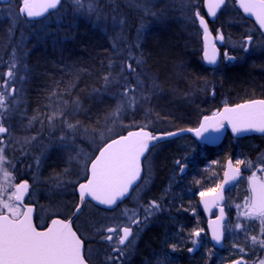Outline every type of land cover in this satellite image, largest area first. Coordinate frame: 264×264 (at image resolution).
Returning a JSON list of instances; mask_svg holds the SVG:
<instances>
[{
    "label": "rangeland",
    "instance_id": "rangeland-1",
    "mask_svg": "<svg viewBox=\"0 0 264 264\" xmlns=\"http://www.w3.org/2000/svg\"><path fill=\"white\" fill-rule=\"evenodd\" d=\"M109 1L82 0L80 4H77L76 0H67L71 4H77V7L81 8L88 19L92 16H96V19L100 18ZM111 2L112 16L110 19L103 17L106 19L104 25L108 27L100 30V33H110L111 38L115 36L117 39L113 50H118V53H111L109 61H118L119 63L129 60L130 63L127 65L131 64L134 69L132 71L134 85L131 86L129 93L124 95V92H118L119 99H121L120 109H127L130 113L127 121L122 122V118L118 114L114 115L116 112L114 111L110 112L98 128L83 127L79 124H73L74 127L69 128L68 125L71 123L67 119L63 121L64 126L46 125V128L43 125L36 126L35 122L32 124L25 114L27 107L25 103L26 100L28 101V91L31 88L27 84L25 75L26 67L23 58L25 51H21V53L23 52L22 57L20 51L16 50L15 56L18 63L12 69H10L12 62L9 61V57L0 55V68L3 67L5 72L12 70L14 78L13 82L8 83V78L3 81L1 80L2 75H0V95H4L7 104L11 100L6 107H0V123L7 128L5 135L0 134V141H2L0 148L4 149L3 155L6 157V161L0 165V200L15 204L13 196L15 183L23 177L30 179L32 193L29 202L38 205L36 216L39 226L46 225L53 216L61 215V213L66 214L67 211H61V207L64 209L62 204H68L65 210H69L73 206L74 185L86 177L85 171H87L94 150L113 136L131 127L143 126L156 131L174 127V123L180 122L182 119L176 117L172 118L173 120H167L168 118L161 114L159 110H165L164 98L166 107H168L165 110L167 115H176L181 108H192L193 112H200L201 106L211 100L213 86L216 88L213 98H217L221 103H226L229 98L219 89L222 85L220 82L222 73L231 66L241 65L251 57L263 54L264 51V37L253 24L237 14L238 10L230 0L217 22V26L221 27L225 34L223 49L226 50L227 56L224 54L220 65L208 71L212 80H207L201 88H198L196 84L192 87L188 86L192 89L191 93L181 91L183 83H180V87L176 85V89H168L163 95L164 97L161 96L162 98L155 100L157 95L163 93V82L146 67L142 71L138 69V64L146 56H143V46L147 43V37L154 38L161 28L172 24L176 30L168 32L171 33L169 36L176 35L179 38L182 50L188 53V59H190L187 61L188 64L195 66L197 62L194 63L193 60L201 59L199 54L201 42L194 14L195 11L202 9V0H114ZM21 4L22 0H11L5 5L0 4V33H14L16 29L24 32L25 28L32 25L28 18L19 12ZM63 8H67V6ZM127 10L132 11L134 16L132 13L127 15ZM131 17L139 27L127 30L125 28ZM121 24H124L125 27L123 28ZM164 35L167 36V33ZM40 36H42L41 41L45 40L46 32L42 31ZM249 36L252 37L251 41L247 39ZM3 42V37L0 34V48L4 47ZM128 48H131L132 52L123 55V50ZM228 57H232V59H228ZM232 60L235 62L231 63ZM144 64L146 65V63ZM197 67L199 66L197 65ZM110 71L113 81L118 82V73L115 67L111 66ZM184 71L186 72V70ZM119 73H121V69ZM0 74H4V72H0ZM161 74L164 77L162 71ZM181 74L175 70L174 76L181 79ZM183 80L186 82L184 77ZM130 98H134L135 102L130 103ZM52 107V105L46 106L49 109V113L45 114L46 118L49 119L53 113H56L54 119L63 118L64 114L59 116L57 109L55 112H50ZM40 115L44 120L45 115ZM85 122L87 123L86 120ZM174 142L169 145L176 152L173 154L175 158L170 164L173 166L171 172L162 191L151 197L152 199L148 203L151 204L152 201H155L159 207L151 209L149 213L156 215L158 214L157 210H162L171 216L169 225L172 227L174 237H180L182 231L185 234L181 239L180 248H186V257L190 261H196L197 255H199V259L202 258L205 264L212 260L215 264H231L239 259L243 264H262L264 251L252 254V258L247 256L252 249L264 248L261 221L256 217H247L243 213L247 210L245 203L250 197L251 174L256 172L264 177V136L243 137L236 139L231 144L235 149V153H231V155L234 157L235 163L237 161L244 162L236 163L242 167L244 172L239 182L226 193L225 208L228 219L225 223V246L223 248H216L211 243L206 228V218L200 211L198 198L201 193L217 189L223 175L224 160L221 154L224 148H208L189 135L180 137ZM151 160L152 156L146 160L148 174L150 173ZM58 163L65 164L64 170H71V172L76 170L75 174L48 170L49 166L56 167ZM3 170L10 173L9 179L4 178ZM64 176H68V184L63 183ZM156 178V175L151 178L148 176L146 182H153L152 180H156ZM146 182L135 192L133 197L115 210H101L89 204L84 214L76 221L80 232L87 239L97 238L106 243V237L109 235L106 229L131 227L130 218L137 219L138 217L137 211L132 207L137 206L138 202H142L139 197L149 190ZM51 184L55 185L54 189L48 187ZM69 184L74 185L69 186ZM10 196H13L11 201H9ZM47 202L49 204H44ZM85 222L89 223V230L84 227ZM193 232H199L200 235L193 236ZM253 237L256 238L255 241L252 239ZM194 240L196 243H193ZM163 246H166V243ZM172 246H175V249ZM172 246L160 250L163 263H171L178 254L184 256L185 251H179L178 245L173 244ZM98 248L92 250L93 254H88V259L94 264H98L102 258L100 254L104 252L103 248Z\"/></svg>",
    "mask_w": 264,
    "mask_h": 264
},
{
    "label": "trees",
    "instance_id": "trees-1",
    "mask_svg": "<svg viewBox=\"0 0 264 264\" xmlns=\"http://www.w3.org/2000/svg\"><path fill=\"white\" fill-rule=\"evenodd\" d=\"M103 1L108 2V0ZM111 1L114 0H110L108 6H105L100 18L96 19V16H92L88 19L81 8L77 7V4H80L82 0H79L77 4H71L64 0L58 8L45 16L29 20L32 25L25 28L24 32L16 29L14 33H0L4 41V47L0 48L2 51L0 55L3 54L12 60L15 57L16 50L14 49L17 46L22 45L23 48H26V74L32 92H29L30 96L25 103L27 104L25 114L32 124L35 122L36 126L43 125L46 128V125L64 126L63 121L67 119L72 125L79 124L83 127L98 128L110 112L116 111L118 107V116L122 118V121L128 120V114H130L128 110L120 109V105L116 107V104L117 100L119 101L118 92H121L122 88L119 81L130 71L125 69L130 62H128L129 60L119 63L111 61L109 65L110 54L118 53V50H113L115 44L111 43L110 33H100V30L108 27L104 25L106 19L103 17L110 19L112 16ZM64 6L67 8H63ZM129 13L133 14L132 11L127 10L126 14L129 15ZM121 26L125 27L124 24ZM136 27L139 26L131 17L125 29ZM171 30H176V28L171 25L161 28L154 38L148 36L147 43L143 46L147 58L146 68L163 82V93L157 95L155 100L164 97L163 95L168 89H176V85L180 87V83H183L182 89L179 88L181 91L191 93L192 89L188 86L192 87L196 84L198 88H201L207 80H212L207 69L201 65L198 59L193 60L194 63L197 62L195 66L188 64L187 61L190 60L188 53L182 50L181 41L176 35L169 36L171 33L168 32ZM42 31L46 32V38L41 41ZM165 33L167 36L164 35ZM123 52V55L129 54L132 49H124ZM111 66H114L118 73V82L113 81ZM175 67L177 68L175 69ZM120 69L121 73H119ZM175 70L182 73L181 79L174 76ZM9 71L5 72L0 68V72H4V74H0L2 75L1 80L5 81L8 78V83L13 82V72L11 70L12 75L9 76ZM161 71L164 73V77ZM182 76L186 82L191 84L184 82ZM105 77H108L107 81ZM220 82L222 85L219 89L221 93L224 92L228 96L229 103L264 97V52L259 56L251 57L241 65L227 68L222 73ZM53 95L55 98H52ZM164 99L163 106L167 110L168 107H166ZM10 102L11 100L8 101V104ZM5 104L8 105L7 102ZM48 105L53 106L50 112H55L57 109L59 116L64 114L63 118L57 117L51 121L46 118V112L49 113V109L46 108ZM220 106L219 100L215 98L201 106L200 112L197 113L193 112L192 108H181L176 115H167L165 110H158L168 118L167 120L181 118L182 120L175 122L173 126L184 127L196 125L201 114ZM40 114L45 115L44 120ZM233 142L235 139L228 135L220 147L224 148L221 154L223 160L228 158L231 153H235V149L231 146ZM262 251L264 248L252 249L247 256L252 258V254Z\"/></svg>",
    "mask_w": 264,
    "mask_h": 264
},
{
    "label": "snow or ice",
    "instance_id": "snow-or-ice-1",
    "mask_svg": "<svg viewBox=\"0 0 264 264\" xmlns=\"http://www.w3.org/2000/svg\"><path fill=\"white\" fill-rule=\"evenodd\" d=\"M60 0H22V6L19 9L21 14H25L28 18H37L43 16L49 10L56 9ZM79 2V0H77ZM225 0H208V13L212 17L216 16ZM241 5L245 12L253 13L259 21L260 27L264 28V0H241ZM199 19L200 25L204 30V59L209 63L216 62V49L209 40V30L207 22L199 11L194 14ZM219 39H223L220 35ZM251 41L252 37L247 38ZM211 49V50H210ZM227 56V53H225ZM232 59V57H228ZM130 71L131 64L127 65ZM12 75L11 70L8 73ZM108 80V77H105ZM14 91V89H13ZM130 89H124V95L129 93ZM130 103H134V98H130ZM0 107H6L4 95H0ZM119 107L114 115L118 114ZM56 113L49 116V120H53ZM212 119L216 121L217 126H222V121L227 120L232 124L233 132L245 131L248 129H256L264 132V100L250 101L245 104L236 105L234 108L225 107L223 112L216 113L213 117H205V120ZM69 128L74 126L69 124ZM205 130L202 124L196 129V135L199 136ZM7 129L0 123V134L6 133ZM167 136L175 135V133H167ZM160 137L153 136L143 128L140 131L129 132L126 136L112 140L106 144L100 154L91 161L90 178L87 183L79 185L80 199L83 202L86 196L98 201L104 205H115L119 200L124 198L130 191V188L137 181L141 173V157L149 148L150 141H157ZM2 143V141H0ZM4 149L0 148V165L6 161L3 155ZM237 164L244 163L237 161ZM179 164V161H177ZM239 172V169H235ZM3 176L7 180L10 173L3 170ZM227 176V173H226ZM252 195L246 200L245 208L247 209L243 215L247 217L259 218L262 224V234H264V181H258L255 174L250 178ZM222 187V186H221ZM16 191L13 193L15 204L0 200V264H86L82 255V241L75 231H73L71 223L64 220L53 219L51 226L45 231H38L32 222L31 207L22 204L24 195L28 192L29 185L24 181L15 186ZM215 192L216 190H211ZM205 194L201 193L203 197ZM13 196L9 197V201ZM222 197L217 194L216 199ZM208 202L205 201V207ZM150 207L158 209L159 205L152 201ZM79 211V208H77ZM223 209H221V217L213 223L217 227L213 228V239L220 241L221 233L218 227L219 220L222 218ZM131 223L138 224L137 219L130 218ZM240 227V225H237ZM108 233L122 232L117 237V243L124 245L132 233L131 227L108 228ZM193 236L198 237L199 232H193ZM107 240L113 239L112 235L106 237ZM255 241V237L252 238ZM193 243H196L194 240ZM264 243V242H262ZM175 249V246H172ZM120 251L119 248L114 249ZM192 251V249H189ZM122 254V253H121ZM235 264H243L242 261H236ZM264 264V262H262Z\"/></svg>",
    "mask_w": 264,
    "mask_h": 264
},
{
    "label": "flooded vegetation",
    "instance_id": "flooded-vegetation-1",
    "mask_svg": "<svg viewBox=\"0 0 264 264\" xmlns=\"http://www.w3.org/2000/svg\"><path fill=\"white\" fill-rule=\"evenodd\" d=\"M232 1L234 3V0ZM217 22H218V17L216 18L215 22H210V27L213 33L215 35L222 34L225 36L221 27L217 26L218 24ZM250 22L254 24V22L252 21ZM255 27L257 26L255 25ZM225 52L226 50L222 48V54H225ZM233 61L234 60H232L231 62ZM173 143L175 142L167 141V142L158 143L157 146L151 148L149 151V156L151 155L154 158V164L151 166L149 174L147 168L145 167L144 176L137 188L141 187L146 182L148 176H150L151 178V176L154 177V175H156L157 178L156 180H152L153 182L150 183L146 182V185L149 186V190H146L143 196L139 197V199H142V202H138L137 206L132 207L138 213L137 220L139 221V223L138 224L131 223L132 233L124 245H119L117 243V237L119 235H122V232L119 233L116 232L114 233L115 234L114 236L112 235L113 233H109V235L113 236V239L111 241L107 240L106 243H103L97 238L87 239V237H85L80 232V227L75 222L74 227L78 232V234L80 235L81 239L83 240L85 247V256L87 259L89 253L93 254L92 250L100 247L98 249L103 248L104 252L100 254L102 258H100L98 264H194V263L205 264V261H203L202 258L199 259V255H197V259L195 258L196 261L195 260L190 261L187 259L186 248L184 247L180 248L181 239L185 234L182 231V235H180V237H174L172 233L173 231L172 227L169 225L170 217H171L169 214H166L162 210H157L158 214L156 215L149 213V211L152 209L150 207L151 204L150 205L148 204L150 199H152L151 197H154L155 195H157L159 192L162 191L166 183L167 177L169 175L170 170L168 164L170 163V158L172 156L175 157V155L173 154L176 153L174 150H172L173 147L171 148L169 146ZM158 146H160V148L156 149V147ZM63 166H65L64 163H58L56 167L49 166L48 170L52 172L62 171L64 173L75 174L76 170H73L72 172L71 170L70 171L64 170ZM67 178L68 176H64V179L62 181L63 182L67 181ZM77 185L74 188L75 195L74 198L72 199V202H74L73 206H71L69 210H65V208L68 205L66 203L62 204L64 209L60 206L61 210L67 211L66 214H63L66 215L65 217H67L73 211L74 207L77 205L79 201V197L76 191ZM48 187L50 189H54L55 185L51 184ZM44 204L47 205L49 203L47 202ZM34 205L37 212L38 205L37 204ZM84 212L85 210L80 216H82ZM79 217L76 219V221L79 219ZM48 223L49 221L47 222L46 225L40 226V228L46 227ZM84 227L86 228V230H89L90 228L89 223L85 222ZM164 243H166V246H163ZM173 244L178 245L179 251L181 252L185 251V254H183L184 256L178 254L177 257H174L171 263L170 262L163 263L160 250L164 248L166 249L167 247L171 248ZM117 248H119L120 251L114 250ZM209 264H215L214 260H212Z\"/></svg>",
    "mask_w": 264,
    "mask_h": 264
},
{
    "label": "water",
    "instance_id": "water-1",
    "mask_svg": "<svg viewBox=\"0 0 264 264\" xmlns=\"http://www.w3.org/2000/svg\"><path fill=\"white\" fill-rule=\"evenodd\" d=\"M8 1L9 0H0V2H2V3H7ZM237 4H238V7L243 11V13L247 17H249L251 19H254L255 22L260 27L259 21L256 19L255 14L245 12L244 9H243V7H242V5H241V0H237ZM222 6L219 9H217L216 15L220 11V9L222 8ZM204 8H205V14H206V16H203V17L205 18V20L207 22L208 30H209V33H210L209 40L211 41V44L215 46V49H216V62L213 64V63H209L207 60L204 59V49H205L204 30H203V27L199 23L200 28L202 30V41H203V45H204L203 51H202V57H203V61H204L205 65H207L209 67H213V66L218 65L219 60H220V50H219V47L216 44V42L218 44H222L223 43V40L219 39L218 38L219 36L218 37H214V35L211 33V31L209 29L208 18L213 20V19H215L216 16L215 17H212L211 15H209V13H208V0H204ZM198 22H199V19H198ZM260 29L264 33V28L260 27ZM255 100H264V98H253V99H250V100H245V101L237 102V103H234V104L224 105L221 109H215L211 113L203 115L202 118L200 119L199 124L196 127H186V128L175 129V130H172V131L156 132V133H153L152 131H150L147 128H143L145 131L151 133L153 136L160 137V139L157 140V141H150L149 142V148H148V150H146L145 154L141 157V173H140V176L138 177L137 181L134 182V185L130 188L129 193L124 198H122L121 200H119L117 202V204L119 202H121L122 200H124L130 194V192L133 189V187L140 181L141 176H142V171H143V169H142V161H143L144 157L146 156V154L148 153L149 149L152 146H154L156 143H158V142L165 141L167 139H170V138H173V137H176V136H182V135H186V134H191L195 139H197L201 143H205V144L211 145V146H218V145H220L223 142L224 138L226 137V135L228 133H230L231 135H233L235 137H238V138L245 137V136H251V135H264V132H260V131H258L256 129H248V130H245V131L233 132V130H232V124L229 123L227 120L222 121V126H217L216 121H214L212 119H209L207 121L205 120V117L211 118V117H213L214 114L223 112V110H224L225 107L234 108L236 105L245 104L247 102L255 101ZM202 124L205 125V130H203L201 132V134L199 136H197L195 130L196 129H199ZM140 129L141 128L131 129V130H129V131H127V132H125V133H123L121 135H118L117 137L109 140L106 144L111 143L112 140L119 139L121 136H126L129 132L140 131ZM167 133H175V135L167 136L166 135ZM100 150H99L97 156L100 154ZM95 158H94V160H95ZM90 168H91V164H90ZM90 168H89V177L88 178H90V175H91ZM235 169H239V172L238 173L235 172L234 171ZM240 172H241V169L239 167H237V166L234 165L233 160L232 159H228L226 161V165H225L224 176H223L222 182H221L218 190L216 192H213V193H210V194H205L203 197L201 196V198H200V202H201L202 209H203L204 213L207 216H210L211 215V212H212L213 209H216L217 208L219 210V215L217 217L210 218L208 220L209 233H210V236H211V240L214 242V245L215 246L221 247L224 244V240H223L224 239V232H223V229H224V221L227 218L226 217V214L224 212V208L221 206V204L225 202V195H224V193H225V191L230 186L236 184V182L240 178ZM226 173H227V176H226ZM255 176H256V178H257L258 181H264L260 176H258V175H255ZM87 179L84 182H82V183H87ZM22 182H24V181H21L18 184H20ZM27 183L29 185V182L28 181H27ZM18 184H16V185H18ZM251 187H252V185H251ZM15 190H16V188H15ZM77 191H78V194H79V186L77 188ZM28 193H29V188H28V192L24 195L22 204H24V201H25ZM217 194H219V196L222 197V198L221 199H216ZM79 197H80V194H79ZM87 200H90L93 203H95L96 205L101 206V207H105V208H112V207H115L117 205V204H115V205L109 206V205L100 204L98 201L92 199L90 196H86L85 197V200L83 202L81 201V199L79 200L78 206L75 208L74 213L71 215V217L69 219H62V218H59V217H55L53 219H59V220H64L66 222H70L71 223V226H72V223H73L74 219L84 209V206H85V203H86ZM205 201L208 202L207 207H205ZM25 206L31 207L33 209V212H32V222H33L34 226L36 227L35 219H34V217H35V209H34V206L33 205H25ZM77 208H79V211H77ZM221 209H223V215H222V218L219 220V224H218V227H219L220 233H221V239H220V241H216L215 239H213V228L214 227H217V225L214 224L213 222L214 221H217V218L218 217H221ZM52 220L50 221L49 226H51ZM46 229H38L37 228L38 231H45ZM72 229H73V226H72ZM73 231H75V230L73 229ZM82 255L84 257L83 242H82ZM84 259H85V257H84ZM85 261H86V264H89L86 259H85Z\"/></svg>",
    "mask_w": 264,
    "mask_h": 264
},
{
    "label": "bare ground",
    "instance_id": "bare-ground-1",
    "mask_svg": "<svg viewBox=\"0 0 264 264\" xmlns=\"http://www.w3.org/2000/svg\"><path fill=\"white\" fill-rule=\"evenodd\" d=\"M0 4H1V3H0ZM169 25H171L173 28H175L172 24H169ZM40 37H42V36H40ZM111 43H112V44H117V39H116L115 36H113V38L111 39ZM14 50H18V51H20V55H22V57H23V52L21 53V51H25V52H24V57H23V58H24V65H25V67H26V69H27V66H26V64H25V55H26V53H27L26 48H23L22 45H20V46H17ZM15 53H16V51H15ZM143 56H145V53H144ZM21 59H22V58H21ZM9 61L12 62V67H15V66L17 65V63H18V62H16V56H15L12 60H9ZM15 62H16V63H15ZM19 63H21V62L19 61ZM110 63H111V61H109V65H110ZM144 63H146V65H147V58H146V56H145V58H144V59L138 64V69H139V71H142L145 67H147ZM4 66L6 67L7 64L4 65ZM1 69H3V67H2ZM132 74H133V72H132V71H129V72L125 75V77L119 81V82L122 84L121 92H124V89H125V88L130 89L131 86L134 85V81L132 80ZM25 75H26L27 84H28L29 86H31V85L29 84L28 76H27V74H26V71H25ZM156 77L158 78L157 75H156ZM132 82H133V83H132ZM29 92H32V89H31V88H30L29 91H28V97L30 96V95H29ZM48 94H49V93H48ZM48 94H47V95H48ZM47 95H45V97H47ZM52 98H55V95H53ZM120 103H121V99H119V101H118V106L120 105ZM74 116H75V118H76V115H74ZM75 118H74V119H75Z\"/></svg>",
    "mask_w": 264,
    "mask_h": 264
}]
</instances>
